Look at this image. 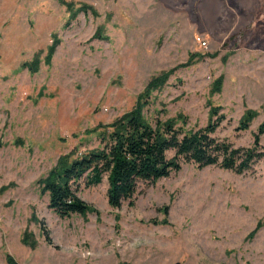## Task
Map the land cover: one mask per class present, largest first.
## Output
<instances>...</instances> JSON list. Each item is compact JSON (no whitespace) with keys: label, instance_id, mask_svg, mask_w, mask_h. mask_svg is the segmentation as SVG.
Instances as JSON below:
<instances>
[{"label":"rangeland","instance_id":"374dc122","mask_svg":"<svg viewBox=\"0 0 264 264\" xmlns=\"http://www.w3.org/2000/svg\"><path fill=\"white\" fill-rule=\"evenodd\" d=\"M71 3L86 12L72 19ZM139 103L151 124L183 116L191 129L218 107L214 136L252 145L264 0H0V264H264V160L240 175L182 164L119 209L105 176L76 190L94 212L49 209L38 181ZM248 110L257 116L239 130Z\"/></svg>","mask_w":264,"mask_h":264},{"label":"trees","instance_id":"16d2710c","mask_svg":"<svg viewBox=\"0 0 264 264\" xmlns=\"http://www.w3.org/2000/svg\"><path fill=\"white\" fill-rule=\"evenodd\" d=\"M73 19L78 12L73 4H65ZM53 52L50 48L49 57ZM36 57L29 63L30 69L38 67ZM33 70V71H35ZM166 75L153 78L146 87V94L157 89ZM218 87L220 81L218 82ZM257 112L248 110L239 121L238 129L245 131L256 118ZM224 117L219 108L213 107L207 125L199 129L186 127V119L161 121L154 124L146 120L142 104L124 114L97 133L99 147L75 158L65 155L46 177L38 181L41 191L48 197V207L58 217L85 216L94 209L83 202L76 193L81 184L97 186L103 177L107 179L106 198L108 205L119 209L124 202L133 205V197L141 185L154 184L178 172L182 164H193L198 169L216 166L235 174H243L264 160L261 136L264 123L253 135L249 147H235L227 140H220L214 134ZM92 133H96L94 130ZM28 245L27 237L22 239ZM8 264H17L11 257Z\"/></svg>","mask_w":264,"mask_h":264},{"label":"built area","instance_id":"2783aa9c","mask_svg":"<svg viewBox=\"0 0 264 264\" xmlns=\"http://www.w3.org/2000/svg\"><path fill=\"white\" fill-rule=\"evenodd\" d=\"M202 45H204V43L202 42Z\"/></svg>","mask_w":264,"mask_h":264}]
</instances>
